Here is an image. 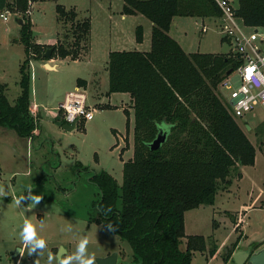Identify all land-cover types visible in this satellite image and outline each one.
<instances>
[{
    "label": "rangeland",
    "instance_id": "obj_1",
    "mask_svg": "<svg viewBox=\"0 0 264 264\" xmlns=\"http://www.w3.org/2000/svg\"><path fill=\"white\" fill-rule=\"evenodd\" d=\"M59 3L67 9L74 7L79 19H90L89 50L76 60L40 58L32 52L29 65L31 97L36 99L37 96L56 109L65 92L74 89L77 78H86L94 118L67 130L61 124V116L56 113L53 117L46 112L34 138L21 136L14 128L0 125V264H46L49 251L58 258H66L75 251L81 235L87 236L88 248L97 257L117 251V264H132L131 245L102 222L91 220V216L98 214L95 203L99 199V189L90 180V173L105 169L118 183H123L124 161L134 153V112L126 95L108 92L109 52L124 48L149 49L152 22L141 13L123 15V0H36L25 17H30L33 24L32 40L40 43L45 51L56 44L57 39L74 40L66 36L71 30L70 22L59 20ZM234 4L237 5V0ZM22 15L20 10H10L8 19L0 17V92L3 90L11 102L20 93V66L27 57L25 44L20 39L22 24L16 20ZM175 21L170 34L187 51L227 53L234 49L228 40L222 39L221 16L212 19L179 16ZM139 24L143 26L141 42L136 38ZM43 63L57 64L58 68L45 67ZM94 77L101 87L97 86V81H92ZM231 80L235 86L238 84L237 71L232 73ZM222 91L228 98L230 90ZM94 93L97 94L95 98ZM30 108L37 118L42 107L31 103ZM125 108H130L129 116ZM254 115L264 119V106L258 105L245 117L237 118L245 126V118L251 116L250 123H253ZM246 131L256 146L254 163L244 165L242 176L219 191L214 203L185 212L186 234L206 237V248L194 252L191 264H234L232 254L237 248L250 246L254 241H261L258 248L264 245V121L257 128ZM28 189L41 195V200L35 203L26 199L17 205L16 197L27 196ZM25 218L46 240L47 246L41 255L20 251L18 232ZM68 225L79 229V235L64 231ZM187 235L183 238V246Z\"/></svg>",
    "mask_w": 264,
    "mask_h": 264
},
{
    "label": "trees",
    "instance_id": "obj_2",
    "mask_svg": "<svg viewBox=\"0 0 264 264\" xmlns=\"http://www.w3.org/2000/svg\"><path fill=\"white\" fill-rule=\"evenodd\" d=\"M33 1L0 0V11L23 13L20 39L27 53L20 66L17 98L11 102L0 92V125L31 137L38 127L30 108L32 52L43 58L53 47L52 57L78 59L89 50L91 27L90 19H79L74 7L57 4L59 20L70 22L66 36L74 40L57 39L45 51L32 40L33 24L25 17ZM235 10L246 25L264 26V0H237ZM122 13H141L150 19L151 47L109 52L108 92H127L131 97L134 153L124 161L122 184L108 170L90 173L99 189L98 214L91 220L102 222L131 245L132 264H191L194 252L206 248V237L186 234L185 212L214 203L219 191L242 176V167L254 163L256 146L233 114L221 85L227 71L237 69L242 59L234 49L187 51L170 34L179 16L220 17L215 0H123ZM136 38L143 39L142 24ZM222 39L232 43L229 37ZM61 121L66 122L63 117ZM160 127L167 137L159 148L151 149ZM261 244L254 241L250 246L255 250Z\"/></svg>",
    "mask_w": 264,
    "mask_h": 264
},
{
    "label": "built area",
    "instance_id": "obj_3",
    "mask_svg": "<svg viewBox=\"0 0 264 264\" xmlns=\"http://www.w3.org/2000/svg\"><path fill=\"white\" fill-rule=\"evenodd\" d=\"M222 10L221 19L224 23V35L231 39V44L241 57V63L221 82L223 89H229L228 102L236 117L245 116L256 106H264V26H249L240 19L235 10L233 0H215ZM9 10L0 11V17L8 19ZM207 30L206 24L202 26ZM238 72L239 82L235 84L231 75ZM71 100L75 109L74 119L68 120L66 105ZM58 110L66 122L77 124L94 118V108L87 102V95L82 86L76 85L68 91L59 103Z\"/></svg>",
    "mask_w": 264,
    "mask_h": 264
},
{
    "label": "clouds",
    "instance_id": "obj_4",
    "mask_svg": "<svg viewBox=\"0 0 264 264\" xmlns=\"http://www.w3.org/2000/svg\"><path fill=\"white\" fill-rule=\"evenodd\" d=\"M66 107L69 111L67 119H74L75 109L71 107L70 99ZM4 194L6 195L7 193ZM41 198V195L33 194L31 189H28L27 196L24 194L16 197L15 203L17 205H20L21 202L26 199H31L33 202L38 203ZM43 226L44 221L41 220L40 227L43 228ZM108 228L110 230H114V226L112 224H109ZM64 231L72 233L74 235H79V229H74L72 225H68L64 229ZM18 236L22 245L20 251H26L28 255H32L33 253L41 255L43 253V250L46 249L47 245L45 238L38 234L36 226H34V224L27 218L23 220V223L18 232ZM88 244L89 240L87 236L81 235L76 243L75 251L72 254L68 255L66 258H58L51 251H49L46 264H95V258L97 257V255L88 248Z\"/></svg>",
    "mask_w": 264,
    "mask_h": 264
},
{
    "label": "water",
    "instance_id": "obj_5",
    "mask_svg": "<svg viewBox=\"0 0 264 264\" xmlns=\"http://www.w3.org/2000/svg\"><path fill=\"white\" fill-rule=\"evenodd\" d=\"M16 20L19 23H23V19L16 17ZM53 47L48 48L45 53L47 58L52 57ZM233 71V68H230L227 71V74H230ZM67 130H73L77 127V120L72 123L65 122L62 125ZM247 127L250 128V125L247 124ZM167 137V131L165 128L160 127V130L157 136L150 142L151 149H156L161 146ZM64 247H62L63 249ZM65 251V249H63ZM62 254V251L59 253ZM232 260L234 264H264V245L256 250H252L251 246L239 247L232 254ZM118 261V252L114 251L105 256L96 257V264H117Z\"/></svg>",
    "mask_w": 264,
    "mask_h": 264
},
{
    "label": "crops",
    "instance_id": "obj_6",
    "mask_svg": "<svg viewBox=\"0 0 264 264\" xmlns=\"http://www.w3.org/2000/svg\"><path fill=\"white\" fill-rule=\"evenodd\" d=\"M124 15V14H123ZM175 24H178V21H175ZM222 36H224V33L222 34ZM74 60H76V59H74ZM44 64V63H43ZM46 65H49L50 67H53L54 69L55 68H58V65L56 64V65H51L50 63H45L44 64V66L46 67ZM78 78H82V77H78ZM77 78V79H78ZM84 79H86V78H84ZM92 81H94V83L97 81V86L99 85L100 86V83H99V80H97V77H94V80L92 79ZM93 83V84H94ZM76 85H79V86H82L83 87V89L85 90V93H86V95H87V102H88V104H91L90 103V101H89V93L87 92V90H86V88L87 87H89V81L86 79V82L84 81V82H78V80H77V82H76ZM75 85V86H76ZM109 86V85H108ZM101 87V86H100ZM96 89H97V87H96ZM95 89V90H96ZM70 91V90H69ZM98 91V90H97ZM100 91V90H99ZM68 91H66L65 92V95H66V93H67ZM91 92V91H90ZM120 93H122L123 95H126L127 97H126V99L129 101L130 100V102H131V97H130V95H129V93H127V92H120ZM91 94V93H90ZM94 98L95 97H97V94L96 93H94ZM93 96H91V97H93ZM65 97V96H64ZM32 98V97H31ZM62 101V100H61ZM60 101V102H61ZM59 102V103H60ZM31 103H34V104H39V106H41L42 108L40 109V111H39V113H38V116H37V122H38V124L41 122V119L45 116V114H46V112H49L50 113V115L51 116H53V117H55V114L57 113L59 116H61V114H60V112H59V110H58V106L56 107V109H53V107L52 108H50V106H47V104H45L43 101H40L39 100V97H37L36 96V99H33L32 98V100H31ZM44 105V106H43ZM59 105V104H58ZM46 107V108H45ZM125 109H128L129 111H130V108H125ZM48 110V111H47ZM247 115V114H246ZM245 115V116H246ZM244 116V117H245ZM62 117V116H61ZM250 117L251 116H247L246 118H245V120H246V122H245V126H247V124H249L250 125V128H257L258 126H259V124L261 125V123L264 121V119L263 118H260L259 116H255L254 115V118H253V123H250ZM64 124V123H63ZM62 124V125H63ZM78 125H79V123L77 124V127H78ZM258 125V126H257ZM250 128H248L247 127V129H250ZM38 130V128L36 129V131ZM257 130V129H256ZM36 136V132H35V135L34 136H32L33 138ZM242 174H243V169H242Z\"/></svg>",
    "mask_w": 264,
    "mask_h": 264
}]
</instances>
